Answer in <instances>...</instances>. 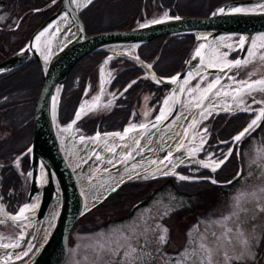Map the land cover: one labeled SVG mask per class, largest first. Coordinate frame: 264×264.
Returning a JSON list of instances; mask_svg holds the SVG:
<instances>
[{
	"label": "rangeland",
	"instance_id": "1",
	"mask_svg": "<svg viewBox=\"0 0 264 264\" xmlns=\"http://www.w3.org/2000/svg\"><path fill=\"white\" fill-rule=\"evenodd\" d=\"M6 1L0 0V35L3 36L6 29H11L15 24L18 25L19 15L25 9H34L43 0H21L20 7L14 5L16 2L6 4ZM159 16L164 17L165 11ZM52 29L53 27L49 29L48 33L38 43L40 57L44 58L49 53L48 38L53 33ZM236 39L235 35H231L230 41L228 36L225 41H222L223 46L212 48L205 60V67L213 65L221 67L232 61L236 51ZM117 49L123 54L122 56L130 55L128 57L133 59H130L131 63L140 70V77L151 74L150 64L145 66L135 59L133 47L118 46ZM110 51L116 50L112 48ZM230 53L231 55H229ZM261 57H264V34H260L254 39L243 60L248 62L239 66V69H241L240 73L243 74L242 77L239 78L234 75L237 67L231 71V77L227 78L226 84L223 83L213 94L216 97L226 96L220 101L223 104H227L234 96L229 108L222 109L218 112L219 114L239 112L251 114L250 122L253 117V119H256L259 116L260 109L264 105V91L260 89L264 88V85H255L252 90H249L243 82L253 83L264 79V59H261ZM104 68L105 64H102L98 69L100 73H102L101 70H104ZM108 78L109 75L104 73L103 81ZM214 78L215 75L206 74L205 72H199L192 78L187 86V88H191L190 91L183 94L184 100L187 102L186 107L192 106L197 102L206 86ZM100 82L101 80L99 84ZM238 89L241 90L239 93L237 92ZM107 91L108 93L104 90L103 97H106L103 98L101 105L95 107L99 99L97 98L93 102L94 106L90 107L91 98L93 97L91 95L88 98L85 96L86 99L90 98L91 100H82L80 105L83 107L88 106L87 113L96 109L108 108L111 105L110 99L113 98L109 89ZM97 93L98 90L94 94L96 95ZM149 99L150 94L145 93L141 96L136 105L135 117L132 121L126 123V127H139L153 117L154 108L149 103ZM162 104L166 106V104ZM161 107L160 110L163 111L164 108L163 106ZM214 113L215 111L209 112L202 119L201 124L199 123V127L208 123V119ZM76 120L78 119L76 118ZM171 124L169 123L168 126ZM67 126L59 127L66 128ZM163 129L165 128H159L160 131ZM97 133L95 135L99 134ZM193 135L201 143L194 149L196 158L199 157L200 160H203L201 162L208 163L210 166L203 167L201 162L198 161L199 164L190 163L178 165L177 167L192 166L213 173L212 168L215 167L216 162H224L235 152V146L230 147V138L229 140L218 142L217 144L222 145L219 149L211 150L212 146H210L205 152L198 155L201 148H203L206 135L205 133L202 134L199 128L194 131ZM70 136L75 141L82 140V137L87 139L73 125ZM58 139L62 148H65L64 137L59 136ZM121 142L119 141L118 143L123 148L118 153H115L116 150L113 148L112 142L103 147L105 152L102 154L103 156L97 149L91 152L93 162H95L94 158H98L97 161L100 164L102 163L101 167L94 168L96 171L124 155L127 149L125 142ZM226 143H229L228 146ZM95 144H93V147H95ZM139 149L138 147L136 153H139ZM166 151H169L168 148H160L156 156L160 157ZM81 152L79 148H75L74 151L70 152V154L76 156L75 161L70 162L74 169L79 164L77 160L81 158L79 155ZM241 156V163L237 166V169H234V174L231 178L232 180L238 177V182L232 188L230 184V187H228L229 192L214 189L209 205H204L203 203L199 205V197L192 194H177L170 186H165L162 190L154 192L145 204H140L138 199L134 202L126 200L124 205H116L112 211H106L104 214L101 211L92 213L87 221L78 223L72 228L68 237L67 254L62 264H105V262L106 264H111L112 261L121 258L132 261L137 259L139 264H148L150 262H155L154 264H232V260H251L255 249L259 247L255 245L264 237V115L262 119L258 120L254 129L246 134L245 143H243L241 148ZM17 161L18 158L13 161L16 167H18ZM79 161L84 164V167H88V158ZM81 169L76 171L78 178L84 177L85 171L83 172L84 169ZM93 171L91 170L89 173ZM174 179L180 180L177 176ZM199 179H202V177H199ZM204 180L213 181L211 177H204ZM193 181L195 182V180ZM23 205L20 206L21 209L28 204ZM190 207L194 208V211L185 212V215L175 216L185 210L187 211ZM21 209L18 213H20ZM104 218H107L108 222L100 224V222L105 220ZM91 220L96 221L92 223ZM179 222L181 226L178 225ZM6 223L8 222L0 220V225L7 227ZM48 225L45 224L44 229L48 228ZM18 230L14 233L16 237H12L9 234L5 235L6 233L4 234L0 230V245H17L20 240L26 237L25 233L29 232V230ZM42 231L40 230L37 233L34 230L33 234L37 233L36 237H41L43 235ZM162 236L164 237L163 240H161ZM35 243H38V239L34 240ZM19 249L20 247L17 248V251ZM7 253L8 255L6 256ZM2 256L10 257V253L7 251L3 252ZM2 259L4 258H0V262L3 261ZM262 259L264 260V255Z\"/></svg>",
	"mask_w": 264,
	"mask_h": 264
},
{
	"label": "trees",
	"instance_id": "2",
	"mask_svg": "<svg viewBox=\"0 0 264 264\" xmlns=\"http://www.w3.org/2000/svg\"><path fill=\"white\" fill-rule=\"evenodd\" d=\"M50 1L52 4L49 7L36 11ZM60 1L43 0L36 8L25 9L19 15L16 28L6 29L4 36L0 35V61L22 47L30 34L56 9ZM227 1L232 0H91L79 11L78 16L85 34H93L128 30L155 19L164 11L171 16H206L211 9ZM12 2H16L14 5L18 7L21 6L19 5L21 0H7L6 4ZM197 43L192 33L164 35L138 45L136 55L143 63L150 64L157 76L170 77L182 70ZM105 55L106 53L102 51L84 55L69 70L57 107L59 125H66L72 118L85 84L88 83L91 91L95 89L98 67ZM108 67L114 71V78L110 81L108 89L115 98L108 110L88 113L76 122L75 126L82 135L89 136L95 131L103 133L122 129L126 123L134 119L136 105L145 93L150 94L149 103L153 105L155 114L166 91L165 87L140 77V70L129 60L116 57L109 61ZM242 75L237 72L236 76L240 78ZM41 84V73L33 58L10 71L0 73V203L11 214L17 211L26 197L28 177L25 173L28 167V153L25 150L31 140V116ZM251 117V114L240 112L211 115L208 119L210 130L206 150L210 146L211 150L219 149L222 145L217 143L229 140L249 122ZM243 143L245 137L240 141L237 152L240 161H236L234 152L213 173L192 166H179L175 169L180 175L195 178L211 177L216 183L204 179L195 182L175 180L168 176L129 183L83 215L73 227L87 221L92 213L101 211L104 214L106 211H112L114 206L124 205L126 200L134 202L138 199L140 204H145L154 192L162 190L165 186H170L177 194H192L199 197V205L201 203L209 205L214 189L229 192L230 184L232 188L238 182V177L232 180L231 178L234 169L241 163ZM226 144L228 146L229 143ZM16 158L18 167L13 164ZM191 211H194V208L190 207L175 216L185 215ZM106 222L107 218L103 224ZM178 225L181 226L180 222ZM0 230L10 235L17 231L11 225L7 227L0 225Z\"/></svg>",
	"mask_w": 264,
	"mask_h": 264
},
{
	"label": "water",
	"instance_id": "3",
	"mask_svg": "<svg viewBox=\"0 0 264 264\" xmlns=\"http://www.w3.org/2000/svg\"><path fill=\"white\" fill-rule=\"evenodd\" d=\"M87 3L77 9L71 4V0H61L56 9L30 34L25 44L0 61V73L12 70L30 58H33L38 65L42 84L31 116L30 144L25 150L28 153V167L25 173L28 176V187L25 204L29 203L38 194L37 205L33 214V221H38L47 215L50 205L57 201V208L54 210L55 214L52 217L48 232L24 264H62L67 254V237L72 225L83 214L98 206L121 187L129 183L162 176L150 174L155 168L168 164L178 155L188 134L194 128L195 123L197 125L198 122L197 118L193 116L183 126L169 151H166L161 157L156 156L157 161H152L147 167L131 172L119 179L106 189L96 201L88 204L84 191L79 187L78 176L72 171L71 165L67 162L55 134L57 107L62 86L69 70L81 57L98 51H110L111 48L118 46H137L164 35L192 33L194 40L198 41V45L180 72L169 78H161L153 73L146 75L154 80L157 85L168 88L164 99L171 94L174 97L168 111L161 114L160 111L162 110L159 108L158 113L150 121L141 124L144 127H140L141 125L137 127L139 129L137 142H139L147 130L167 128L169 123L174 122L178 111L183 106L184 88L198 72L214 74L215 78L210 83L212 84L217 79L220 83L223 76H227L228 73L237 68L226 67L227 64L222 67H205V60L212 48L219 46L228 35H237L238 43L235 49L238 52L230 63L237 60L243 62L253 40L264 33V9L246 8L247 5L251 4H264V0L228 1L214 7L208 15L202 17L177 15L159 18L128 30L103 31L93 34H85L83 24L78 16L79 11ZM51 4L52 2H49L36 9V11H42ZM235 9H240V11H235ZM64 13L67 14L74 25V32L58 46L51 49L46 63L43 65L38 52V44L34 43V39L38 32ZM155 21L160 22L155 23ZM52 31L54 32V30ZM241 38H243V44H241ZM201 45L204 46L202 49L200 48ZM197 49H200V56H196ZM108 57L109 55L105 58ZM219 83H216L211 91L206 92L204 90L194 104V110H197V107L206 99L205 97L210 95ZM259 116L263 117L261 112ZM74 117L75 113L69 120V124L73 122ZM248 125L242 128L234 137L247 128ZM124 130L125 127L118 131L102 134L119 133L121 135L118 136V141H123L127 137ZM95 136L94 133L86 138H94ZM235 142L233 138L230 147L236 144L237 149L238 143ZM136 146L137 144L132 147V152ZM129 159V154L126 151L120 159L114 161L104 170V176L107 177L117 173L129 162ZM0 207L5 214L11 215L5 211L2 205ZM7 222L20 231H26L15 222L8 220Z\"/></svg>",
	"mask_w": 264,
	"mask_h": 264
},
{
	"label": "bare ground",
	"instance_id": "4",
	"mask_svg": "<svg viewBox=\"0 0 264 264\" xmlns=\"http://www.w3.org/2000/svg\"><path fill=\"white\" fill-rule=\"evenodd\" d=\"M88 1L89 0H71V4L75 6V8L79 9L80 7L85 5ZM246 8L264 9V4H260V5L251 4V5H247ZM52 27L55 29L52 35L49 36L48 38L49 53L51 52V49L58 46L62 41L70 37L74 32V25L72 24L67 14L64 13L61 14L55 21L50 23L47 27H45L40 32H38L34 39V43L35 44L40 43V41L43 39V37L48 33L49 29H51ZM37 37L39 38L37 39ZM49 53L45 55L44 58L41 57L43 65L46 63V59ZM226 81H228L227 77L223 76L220 80L219 85L210 93V95L205 97L206 99L200 104V106L197 107V110L193 109L194 105L186 107L187 102H185L184 100L185 98L183 97V101H184V102L182 101L183 106L178 111L177 117L174 120V122L172 124L170 123L171 125L169 127L161 131L155 128L147 130L145 135L141 138L142 140L139 142H137L139 129H137V127L134 126L135 128H133L132 131L126 133L127 137L128 136L129 137L128 138L126 137L121 142V143L125 142V147L130 157L129 162L125 164V166H123L121 169H119L117 173L109 175L107 177L104 176L105 175L104 170L112 163H109L105 165L102 169H99V171H96V169L94 168L95 167L98 168L102 163L100 164V162L97 161L98 158L97 159L94 158L95 162H93V159L91 157V152L97 149L98 151H100V154L102 155L103 153H105L103 151V147L108 143L112 142L114 145L113 148L116 150L115 153H118L123 148V146H121L120 143H118L119 142L118 136L113 134H99L96 135L94 138H87V139H82L80 141H75L72 140L70 136L72 127L67 126L66 128H60L57 127V125L55 124L56 136L64 137L66 146L65 148H62V151L67 162L69 163V165H71L72 171L76 173V171H79L82 167H83L82 169H84L83 172L85 171L84 177L82 176L80 178H77V180L79 183V187L85 193L87 203L90 204L91 202L96 201L106 189H108L112 184L116 183L119 179L130 174L131 172H135L144 167H147L149 164L152 163V161L155 160L157 161V157L154 156H156L160 148L166 147L168 148V150H170L173 146V143L179 136L183 126L193 116L197 118V121L199 122L211 111H221L222 109L229 108L230 103H232V100L234 99V96H232V99L230 98L231 101H229L227 104H223L220 101H222V99L225 98L226 96L222 97L221 95L219 97H216L213 95L217 88L221 87L223 83L226 84ZM173 97H174L173 94H171L165 99L164 104H166V106L163 105L164 109L163 111H160L161 114L169 110L173 102ZM80 110L81 108H79V111ZM126 128H132V127H126ZM193 134H194V128L188 134L185 144L178 153V155L175 158H173V160L168 164L155 168L150 175H169L174 172L175 167H177L178 165H184V164L186 165L190 163L199 164V162L196 159L194 149L195 147L201 145V143L198 141V138ZM94 143H96L95 147H93ZM136 144H137L136 148L137 149L138 147L140 148L139 153H136L137 150L136 148L135 150H133V152L131 151L132 147ZM75 148H79L82 152L81 154H79L81 158H78L77 160L78 161L77 163L79 164H77L76 168L74 169L71 163L75 161L76 156L70 154V152L74 151ZM87 158L89 159L88 167H84V164L79 160H86ZM91 170L94 171L89 173V171ZM37 199H38V194L35 195L29 203H27L28 205L23 208L24 211L22 214L20 211V213H18L17 215H7L4 213V210L0 207V220H4V221L8 220L15 222L17 225H19L26 231L29 230L28 233H25L26 237L24 238V240L23 239L20 240L17 245L14 246V244H12V245H8V247H3V245H0V256L2 255L3 252L6 251L10 253V257H4V259H2L3 261H1L0 264H24L32 256L38 244L45 236V234L48 232V229L52 221V217L55 214L54 210H56L57 208V201L56 203L53 202L50 205L49 211L43 219L38 221H33V214L35 207L37 205ZM12 217H16V219H12ZM45 224H49V225L48 228L46 227L44 229ZM34 230L37 231V233L40 230H43L42 231L43 235L41 237H36L37 233L33 234ZM35 239H38V243L34 244ZM22 245L23 247L21 248ZM18 247H20V249L17 251ZM25 253H27V255H25Z\"/></svg>",
	"mask_w": 264,
	"mask_h": 264
},
{
	"label": "snow or ice",
	"instance_id": "5",
	"mask_svg": "<svg viewBox=\"0 0 264 264\" xmlns=\"http://www.w3.org/2000/svg\"><path fill=\"white\" fill-rule=\"evenodd\" d=\"M221 11H223V10H221ZM235 11H240V9H235ZM160 21H155V23H159ZM42 35V34H41ZM39 37H37V39H38ZM243 38H241V44H243ZM204 46L203 45H201L200 46V48L202 49ZM250 54H252V53H250ZM201 55V52H200V49H197V51H196V56H200ZM261 59H264V57H261ZM248 61H240V60H237V61H235V62H232V63H230V64H227L226 65V67H229V68H231V67H239L242 63H247ZM150 67V66H149ZM223 70V69H222ZM173 79H175V78H173ZM216 83H219V79H217L214 83H212V84H209L208 85V88L207 89H205V91L206 92H208V91H211V89L213 88V87H215V84ZM244 84H245V86L247 87V89H249V90H252L253 89V86L254 85H264V79H262V80H257V81H254L253 83H247V82H243ZM260 90H262V91H264V88H261ZM239 91H241V90H237V92L239 93ZM218 94V93H217ZM250 94V93H249ZM243 110H246V109H243ZM84 111V109H83V107L81 108V110L80 111H78L77 113H76V118L77 119H79L80 118V116H81V114H82V112ZM261 115H264V109H262L261 110ZM261 117L260 116H257V118L256 119H253L252 121H251V123L248 125V127L247 128H245L242 132H240L236 137H234V140L235 141H240L246 134H248L251 130H253L254 129V127L257 125V122H258V120L260 119ZM75 121H73V123H74ZM69 127H71V125H69ZM140 127H144V125H141ZM133 130V128H126L124 131H125V133H128L129 131H132ZM113 135H117V136H120L121 134H119V133H115V134H113ZM121 138H123V136H121ZM83 139V138H82ZM198 150V149H197ZM221 163H223V161H219V162H216L215 163V167H213L212 168V170L213 171H215L216 170V168L217 167H219V165L221 164ZM201 164H202V166L203 167H209L210 165L208 164V163H204V162H201ZM181 179H185V177H181ZM213 183H216V181H212ZM34 207V206H33ZM23 211H24V209H21V214L23 213ZM12 219H16V217H12ZM164 239V237L162 236L161 237V240H163ZM15 246V245H14ZM3 247H8V245H3ZM25 255H27V253H25ZM17 258H19V257H17Z\"/></svg>",
	"mask_w": 264,
	"mask_h": 264
},
{
	"label": "flooded vegetation",
	"instance_id": "6",
	"mask_svg": "<svg viewBox=\"0 0 264 264\" xmlns=\"http://www.w3.org/2000/svg\"><path fill=\"white\" fill-rule=\"evenodd\" d=\"M129 214V212H128ZM100 224H103V222H101ZM255 246H259L255 249V253L253 254V257L251 260H245V261H234L232 260L231 263L232 264H264V260L262 259L263 255H264V237H262V239H260V241L255 245ZM132 263H138L139 261L137 259H134L133 261L130 259H117L116 261H112L111 264H132ZM146 263V262H145ZM155 262H150L148 264H154ZM106 264V262H105Z\"/></svg>",
	"mask_w": 264,
	"mask_h": 264
}]
</instances>
